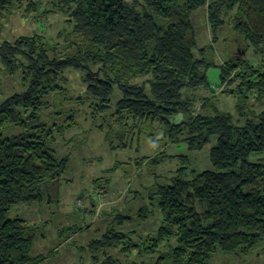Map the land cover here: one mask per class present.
<instances>
[{
    "label": "trees",
    "instance_id": "trees-1",
    "mask_svg": "<svg viewBox=\"0 0 264 264\" xmlns=\"http://www.w3.org/2000/svg\"><path fill=\"white\" fill-rule=\"evenodd\" d=\"M40 4L0 0V21L15 9L37 12ZM50 5L42 14L53 11L67 24L57 41L34 33L0 43L1 67L21 87L0 96V264L45 260L32 253L43 223L10 214L15 206L57 196L69 157H60L53 144L76 126L77 110L70 109L62 123L56 120L62 112L45 116V111L53 106L50 97L58 103L65 95L69 69L83 73L85 101L92 117L108 124L110 143L119 138L115 147L126 149L130 134L138 142L142 135L154 142L159 129L191 150L216 138L208 169L189 170L186 155L169 156L179 157L180 166L147 197L162 217L157 232L139 244L133 231L106 230L88 244L93 264H124L109 250L154 256L165 248L156 263L171 264H209L218 253L249 254L264 239V162L250 160L264 150V111L235 124L233 115L219 108L218 94L236 95L238 113L245 115L247 94H264V65H249L239 51L220 64L221 90L189 94L211 86L206 72L215 65L214 46L195 52L191 13L204 8L213 28L223 15L232 17L233 31L249 43L238 45L243 50L250 45L264 57V0H50ZM235 80L236 87L229 88ZM98 128L103 131L104 125ZM166 157L144 156L135 163L159 164ZM148 211L146 204L137 216Z\"/></svg>",
    "mask_w": 264,
    "mask_h": 264
},
{
    "label": "rangeland",
    "instance_id": "rangeland-1",
    "mask_svg": "<svg viewBox=\"0 0 264 264\" xmlns=\"http://www.w3.org/2000/svg\"><path fill=\"white\" fill-rule=\"evenodd\" d=\"M35 1L41 2L37 12L26 14L20 8L1 19L0 43L34 33L45 34L57 41L58 32L67 27L64 17L53 11L42 14L44 10H51L50 0ZM222 18L223 23L213 28L204 8L191 13L197 41L195 52L209 45L215 49L212 57L215 65L206 72L211 86L189 91L193 96H207L212 90H221L220 64L234 59L241 50L249 65L255 68L264 65V57L256 54L252 46L243 50L244 46L238 45L249 43L233 31L232 17L223 15ZM82 74L81 71L69 69L66 72L65 95L58 103L50 97L48 102H53V106L50 105L45 111V116L50 115L51 110L62 112V117L56 118L62 123L70 109L73 114L77 110L76 126L64 136H59L53 144L60 157H69L67 169L59 181L57 196H50V201L47 194L42 203L15 206L10 214L31 223H43L44 227L38 232L32 249L34 256L45 257L40 264H93V254L88 250V244L90 240L100 238L106 230L133 231L134 240L140 244L148 235H154L162 223L160 212L148 204L147 197L153 185L167 183L180 166L179 157L170 159L169 156L186 155L189 170L199 172L211 167L208 155L216 138H212L200 150H191L186 141H169L159 129L154 142L146 135H142L138 142L137 136L133 139L130 134L126 138V149L115 147L119 138L112 137L110 143L106 138L108 124L102 117H92L88 101H85ZM238 82L235 80L228 87L235 88ZM19 89L17 79L7 75L0 64V96ZM247 97L246 114L243 116L238 113L236 95L219 93L218 106L233 115V123L242 124L248 116L264 111V94L254 90ZM200 106L198 99L194 111L198 112ZM102 124L103 131L98 128ZM156 154H165L167 159L159 164L148 161L139 166L135 163L139 158H151ZM250 160L264 162V150L251 154ZM146 204L149 207V211L145 212L146 217H138L137 213ZM124 215L130 217L122 218ZM109 252L121 258L124 264H171L162 261L156 263L158 256L167 253L165 248L154 256L139 255L136 251L129 255H122L118 250ZM209 264H264V239L249 254L218 253L210 259Z\"/></svg>",
    "mask_w": 264,
    "mask_h": 264
},
{
    "label": "water",
    "instance_id": "water-1",
    "mask_svg": "<svg viewBox=\"0 0 264 264\" xmlns=\"http://www.w3.org/2000/svg\"><path fill=\"white\" fill-rule=\"evenodd\" d=\"M242 54H243V51H240V56H242Z\"/></svg>",
    "mask_w": 264,
    "mask_h": 264
}]
</instances>
